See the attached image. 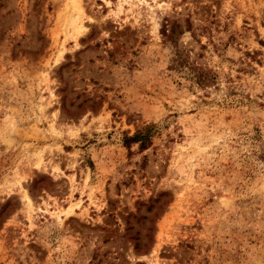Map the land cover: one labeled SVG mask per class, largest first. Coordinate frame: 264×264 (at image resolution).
<instances>
[{"label": "rangeland", "instance_id": "1", "mask_svg": "<svg viewBox=\"0 0 264 264\" xmlns=\"http://www.w3.org/2000/svg\"><path fill=\"white\" fill-rule=\"evenodd\" d=\"M0 264H264V0H0Z\"/></svg>", "mask_w": 264, "mask_h": 264}, {"label": "trees", "instance_id": "2", "mask_svg": "<svg viewBox=\"0 0 264 264\" xmlns=\"http://www.w3.org/2000/svg\"><path fill=\"white\" fill-rule=\"evenodd\" d=\"M175 61L180 65L183 64L185 60L184 58L177 57ZM195 80L198 85H205L213 80V76L209 72L198 67L195 73ZM128 140L137 143L138 147L141 149H143L147 143L146 134L142 130H136L133 135L128 137Z\"/></svg>", "mask_w": 264, "mask_h": 264}, {"label": "bare ground", "instance_id": "3", "mask_svg": "<svg viewBox=\"0 0 264 264\" xmlns=\"http://www.w3.org/2000/svg\"><path fill=\"white\" fill-rule=\"evenodd\" d=\"M25 197L28 201H30V197L25 193Z\"/></svg>", "mask_w": 264, "mask_h": 264}]
</instances>
